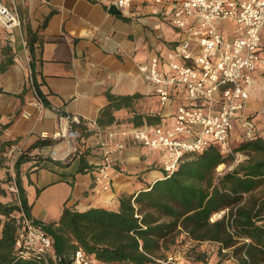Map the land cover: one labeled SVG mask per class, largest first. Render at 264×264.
<instances>
[{
    "label": "crops",
    "instance_id": "1",
    "mask_svg": "<svg viewBox=\"0 0 264 264\" xmlns=\"http://www.w3.org/2000/svg\"><path fill=\"white\" fill-rule=\"evenodd\" d=\"M1 1L17 10L20 24L10 29L0 26V42L7 43L5 56L0 53V125L24 142H34L42 133L51 136L70 128L81 130L77 152L84 154L88 165L76 171L79 153L63 165L45 157L37 164L36 159L21 163L19 183L29 206L27 215L45 225L57 221L64 206L77 211L97 207L118 211L121 196L147 188L163 175L162 150L143 146L120 132L130 125L135 113L157 119V97L139 64L160 56L161 67L167 70L169 54L181 39L180 30L169 22L170 8L147 0H133L127 12L116 8L112 0ZM261 50L264 29L244 108L252 120L258 106L253 107L250 99L254 100L258 84L264 82ZM174 61H179L178 57ZM27 66L40 97L27 79ZM133 94L139 96L129 106L113 111V122L97 124L101 109L109 104L108 95ZM172 107L171 102L160 114H167ZM74 116L80 118L79 126L73 122ZM66 146L69 148L70 142ZM102 150H107L116 166L107 189L95 185Z\"/></svg>",
    "mask_w": 264,
    "mask_h": 264
},
{
    "label": "trees",
    "instance_id": "2",
    "mask_svg": "<svg viewBox=\"0 0 264 264\" xmlns=\"http://www.w3.org/2000/svg\"><path fill=\"white\" fill-rule=\"evenodd\" d=\"M28 47L32 55L30 41ZM32 84L40 97L33 72ZM138 96L108 95L109 104L101 109L97 124L113 122V111L129 106ZM156 120L135 113L130 125L152 124ZM50 144V138L37 139L14 162L19 205L0 200V264H44L17 257L14 234L16 212H29L19 183V165L30 159H36L37 164L43 156L30 151ZM239 150L259 153L261 157L237 162L216 176V168L232 163L233 152ZM77 153L76 171H83L88 165L84 154ZM0 191L4 193L1 183ZM225 208L228 211L221 218L210 221L213 213ZM36 224L49 235L53 251L59 261L64 259V264L78 249L102 264L150 263L152 257L165 255L167 239L179 233H184L187 241L216 243L218 251H225L222 255L235 258L237 264H264V135L256 132L244 138L232 152L223 153L216 143H210L200 152L185 155L170 175L163 174L147 188L121 196L118 211L99 207L77 211L64 206L57 221Z\"/></svg>",
    "mask_w": 264,
    "mask_h": 264
},
{
    "label": "built area",
    "instance_id": "3",
    "mask_svg": "<svg viewBox=\"0 0 264 264\" xmlns=\"http://www.w3.org/2000/svg\"><path fill=\"white\" fill-rule=\"evenodd\" d=\"M147 1L170 8L169 22L180 30L181 39L169 54L166 71L161 67L160 56L139 64V70L152 84L157 97L159 112L156 122L129 125L120 133L148 148L161 149V171L170 175L185 155L200 152L210 143H216L223 153L230 152L229 133L233 119L242 125L244 138H250L257 132L255 122L244 113V108L259 59L264 0ZM132 2L112 0V4L124 12L131 8ZM226 20L234 24L232 35L222 27L221 22ZM19 24L17 10L0 0V26L10 29ZM175 57L179 61H174ZM30 81L32 83V76ZM171 102V111L161 115V109ZM74 121L77 126L81 124L76 116ZM68 132L70 137L81 139L78 129L70 128ZM41 137H47V134L42 133ZM78 149L73 147L74 151ZM102 155L95 185L107 189L116 166L107 150H102ZM225 170L224 164L219 165L216 176ZM11 190L17 191L15 184ZM227 211L225 208L213 213L210 220L221 218ZM15 219L14 251L17 257L44 264H50L49 261L61 264L59 255L53 251L51 238L41 226L22 209L17 211ZM66 264L102 263L78 249ZM145 264L193 263L169 253L152 257V261Z\"/></svg>",
    "mask_w": 264,
    "mask_h": 264
},
{
    "label": "rangeland",
    "instance_id": "4",
    "mask_svg": "<svg viewBox=\"0 0 264 264\" xmlns=\"http://www.w3.org/2000/svg\"><path fill=\"white\" fill-rule=\"evenodd\" d=\"M221 24L224 29H226L227 31H231L230 29L233 26L232 22L226 20V21H222ZM6 46L7 43L0 42V50H3V52L0 51V53L3 54V57L5 56L4 49L6 48ZM262 51L264 50H261V52ZM26 70H27V79L30 81V77L32 76V73L29 71L28 66ZM262 78H264V74H262ZM255 94H254L255 96L254 100L253 98L250 99L253 102V107L258 106V111L252 112V116L255 117L253 121L255 122L257 132L264 135V82L258 84L257 92H255ZM249 98H250V94H249ZM249 118L252 119V117ZM67 132L61 133L62 135H56V136L54 134L47 137L40 136L39 139L50 138L51 140H53V144L45 145L43 146V148L37 147L31 150L30 153L33 154L35 153L39 156L50 158L51 160L56 162H66L68 159L72 157L74 153H77V151L73 150V146L78 147L81 144V140L79 137L75 139L70 136L68 137L66 135ZM81 133H82L81 130H79L80 136ZM229 135H231L229 139V145L231 150L230 152H232V150L236 148L239 145V143L244 139L243 127L238 122L237 119L232 120V128L230 130ZM67 141L70 142L69 148L66 146ZM6 143H9V145L8 144L6 145ZM31 143L32 142H26V141L24 142L21 141L19 138L12 137L7 133V130L0 125V183H1V187L4 189V193L0 191V200L4 202H13L19 205L17 191L11 190V186L14 184V178H15V172L13 167L17 157L20 155L21 152L27 151L28 150L27 148ZM59 145H64V147H60ZM56 147L58 151L57 154H54L53 149ZM233 153H234L233 162L228 165L224 164L225 168L231 167L233 166V164L237 162L245 161L249 158L258 159L261 157L259 153H255V152L246 153V151L243 150L242 151L239 150L236 152L234 151ZM167 240L168 241L163 248V251L165 252L167 251L165 255L172 253L178 257L187 259L193 264H237L235 258L233 257L225 258L222 255L225 251H222V253H220L218 251V245L216 243L203 241L201 244L200 242L196 243V242L187 241L185 238V234L184 236L183 235L181 236V233L176 234L174 235V237ZM202 248L205 249V251H203ZM49 262L51 264V261Z\"/></svg>",
    "mask_w": 264,
    "mask_h": 264
},
{
    "label": "bare ground",
    "instance_id": "5",
    "mask_svg": "<svg viewBox=\"0 0 264 264\" xmlns=\"http://www.w3.org/2000/svg\"><path fill=\"white\" fill-rule=\"evenodd\" d=\"M59 134L62 135L61 133H59ZM66 135L69 137V136H70L69 132H67ZM57 151H58V150H57V147L53 149V153H54V154H57Z\"/></svg>",
    "mask_w": 264,
    "mask_h": 264
},
{
    "label": "water",
    "instance_id": "6",
    "mask_svg": "<svg viewBox=\"0 0 264 264\" xmlns=\"http://www.w3.org/2000/svg\"><path fill=\"white\" fill-rule=\"evenodd\" d=\"M70 261V260H69ZM61 264H64V259L62 258L60 261Z\"/></svg>",
    "mask_w": 264,
    "mask_h": 264
}]
</instances>
